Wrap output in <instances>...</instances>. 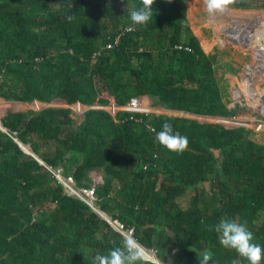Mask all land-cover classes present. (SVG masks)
I'll list each match as a JSON object with an SVG mask.
<instances>
[{"label":"trees","instance_id":"obj_1","mask_svg":"<svg viewBox=\"0 0 264 264\" xmlns=\"http://www.w3.org/2000/svg\"><path fill=\"white\" fill-rule=\"evenodd\" d=\"M187 3L156 0L150 21L136 25L130 12L142 0H0V100L108 107L114 98L123 107L149 96L168 110L235 117L244 108L224 101ZM71 114L53 106L2 118L0 264H95L124 237L99 212L132 228L164 264H198L205 251L209 264H249L220 244L214 226L225 217L246 222L264 248V132L101 109L74 128ZM164 122L187 137L182 153L157 141ZM42 162L64 166L84 186L101 170L96 209L65 194Z\"/></svg>","mask_w":264,"mask_h":264},{"label":"rangeland","instance_id":"obj_2","mask_svg":"<svg viewBox=\"0 0 264 264\" xmlns=\"http://www.w3.org/2000/svg\"><path fill=\"white\" fill-rule=\"evenodd\" d=\"M232 1L239 3L246 1L247 3L254 4V6L238 9L231 5ZM259 1L261 0H230L228 4L223 5V11L218 10L210 14L207 11L205 0H188L186 16L192 31L200 40L204 50L220 60L219 65L221 64V68L219 73L220 76L224 75L220 78L224 101L227 104L240 105L244 108L241 111L242 113L239 112L235 117L225 120L191 115L195 119L200 120V122L211 121L229 129L244 127L256 133L264 132V67L254 77H246V73L244 72L245 66L250 61H255L257 65L259 62L256 58L262 61L264 59V56H262L264 55V19L260 18V14L264 13V8L257 7V4L260 3ZM222 21L225 22V25H223L221 31L217 32L214 28L215 24ZM249 27L256 29L254 34L247 35ZM254 88H256L255 93ZM56 100L52 104L61 106L62 103L56 102ZM257 102L260 103L257 104ZM155 103L156 100L152 98H138V100L123 107L122 110L164 116L176 114L157 109ZM96 107L72 106L74 128L78 127L84 120L83 113L87 110L92 108L101 109L100 107ZM42 108L43 105L37 103L24 104L0 100V124L5 113L9 110L17 109L29 112L34 109L39 112ZM104 109L112 115L120 111L116 106H108ZM24 149L27 154H31L29 148L24 146ZM192 194L193 192H188L180 199V204L183 207L188 205ZM161 264H164V262L161 261Z\"/></svg>","mask_w":264,"mask_h":264},{"label":"clouds","instance_id":"obj_3","mask_svg":"<svg viewBox=\"0 0 264 264\" xmlns=\"http://www.w3.org/2000/svg\"><path fill=\"white\" fill-rule=\"evenodd\" d=\"M156 0H142V7L130 12L133 24L144 25L153 16V5ZM171 2V0H169ZM230 0H205L208 13L223 11V5ZM71 19V17H69ZM155 131V129L153 130ZM157 141L167 149L182 153L188 146V139L179 132H174L169 122L162 124L161 130L156 132ZM219 234V242L225 248L235 250L249 264H261L264 259V248L254 243L253 233L248 229L246 222L237 223L229 218H222L214 226ZM198 264H209L211 253L205 251L202 258L197 254ZM95 264H161L155 251L146 249L132 234L123 237L122 246L111 249L107 254H97ZM233 264H237L233 261Z\"/></svg>","mask_w":264,"mask_h":264},{"label":"crops","instance_id":"obj_4","mask_svg":"<svg viewBox=\"0 0 264 264\" xmlns=\"http://www.w3.org/2000/svg\"><path fill=\"white\" fill-rule=\"evenodd\" d=\"M260 8H264V7H260ZM238 9H242V8H238ZM264 13L263 14H260V18L262 17V19H264ZM255 17V16H254ZM239 19V18H238ZM240 22H242L241 20H239ZM223 25H225V22L224 21H222L221 23H218V24H215V30L217 31V32H219V31H221L223 28ZM249 30H247V35H250L251 33L252 34H254V32L256 31V29L254 28V27H249L248 28ZM196 36V35H195ZM197 37V36H196ZM220 37V36H219ZM198 38V37H197ZM249 40H251L250 38H248ZM199 40V39H198ZM199 42H200V40H199ZM200 44H201V42H200ZM201 46H202V44H201ZM113 46H111V48H112ZM111 48H109V49H111ZM203 48V47H202ZM203 50H204V48H203ZM204 52H205V54L207 55V56H209V57H211L213 60H214V68H215V72H216V77H217V79L219 80V82L221 83V77L222 76H224V75H222V76H220V73H219V71H220V65H219V58H216L214 55H212V54H209L208 52H206L205 50H204ZM247 60V59H246ZM256 60L259 62V64H257L256 65V62L255 61H253V62H249L246 66H245V70H244V72L246 73V77H248V76H253L254 77V75H256L257 74V72H259V70H261V68H263L264 67V59H263V61L262 60H260V59H258V58H256ZM261 61V62H260ZM220 87H221V85H220ZM253 88V87H252ZM255 89L256 88H254V93H255ZM221 90H222V88H221ZM223 93V92H222ZM140 98H144V99H151V97H149V96H144V97H140ZM59 100H56V102L57 101H59V102H61L62 104H61V106H56V105H53L52 103H50V104H41L39 101H37L36 103L37 104H40V105H43V108L41 109V110H43L44 108H46V107H55V108H62V109H71V111H72V114H71V117L73 118L74 117V113H73V110H72V106H70V105H68L67 104V102H65L64 100H62L61 98H58ZM153 99V98H152ZM54 100V101H55ZM133 100H138V98L137 99H133ZM53 101V102H54ZM63 101V102H62ZM132 101V100H131ZM24 104H28V103H24ZM129 104V103H128ZM127 104V105H128ZM74 106H80V107H85V106H83V105H81V104H77V105H74ZM95 106H97V107H100L101 108V110H105L104 108L105 107H101V106H98V105H95ZM110 106H116V108H119L120 109V111L119 112H121V111H125V110H122L123 109V107H125V106H123V107H119L115 102H114V98H112L111 99V102H110V105H109V107ZM96 107V108H97ZM92 109H94V108H92ZM157 109H160V110H162V111H164V112H174V113H176V114H173V116L172 117H186V118H192V119H195L194 117H192V116H197V115H192V114H189V113H185V112H179V111H174V110H168V109H164V108H161V107H158L157 106ZM40 110V111H41ZM21 111V110H20ZM39 111V112H40ZM107 111V110H106ZM107 112H109V111H107ZM127 112H129V111H127ZM86 113V112H85ZM85 113H83L84 115V117H85ZM110 113V112H109ZM118 113V112H117ZM116 113V114H117ZM111 114V113H110ZM115 114V115H116ZM112 115V114H111ZM115 115H113V116H115ZM192 115V116H191ZM205 117V116H204ZM210 118H213V117H210ZM215 119H220V120H225V119H227V118H220V117H214ZM196 120H198V119H196ZM199 122H200V120H198ZM82 123V122H81ZM80 123V124H81ZM200 123H215V122H211V121H204V122H200ZM79 124V125H80ZM216 124H219V123H216ZM220 125V124H219ZM225 128H227V127H225ZM227 129H229V128H227ZM232 129H234V128H232ZM32 155H34V154H32ZM35 156V155H34ZM36 157V156H35ZM42 164H46V163H44V162H42ZM47 165V164H46ZM54 169H62L63 170V173H64V175H72L71 173H68V172H66L65 171V168H64V166H58V167H56V168H54ZM73 176V175H72ZM74 177V176H73ZM75 178V177H74ZM87 180H90L93 184L92 185H101L102 184V182H103V172L101 171V170H92V171H90L89 173H88V175H87V178H86ZM76 180V179H75ZM77 181V180H76ZM78 184V183H77ZM79 185V184H78ZM86 185V184H85ZM81 186H84V185H81Z\"/></svg>","mask_w":264,"mask_h":264},{"label":"built area","instance_id":"obj_5","mask_svg":"<svg viewBox=\"0 0 264 264\" xmlns=\"http://www.w3.org/2000/svg\"><path fill=\"white\" fill-rule=\"evenodd\" d=\"M108 48H111V46H108ZM135 100L130 101L134 102ZM47 169H49L53 175L59 180V182L64 186V193L76 197L83 202H85L90 207L95 208L94 201H95V185L91 186H81L77 184V181L72 175H64L62 169H54L50 166H47L46 164H43ZM100 215H102L105 219L108 220L110 225L117 231L121 233L132 234L133 235V229H128L124 226V224L119 221L116 218H112L105 213L99 212Z\"/></svg>","mask_w":264,"mask_h":264},{"label":"water","instance_id":"obj_6","mask_svg":"<svg viewBox=\"0 0 264 264\" xmlns=\"http://www.w3.org/2000/svg\"><path fill=\"white\" fill-rule=\"evenodd\" d=\"M0 129H1V130H4V131L6 132V130L4 129V126H3L2 122H1V124H0ZM83 184H86V185H88V186H91L93 183H92L90 180L83 179ZM99 187H100V186H99Z\"/></svg>","mask_w":264,"mask_h":264},{"label":"bare ground","instance_id":"obj_7","mask_svg":"<svg viewBox=\"0 0 264 264\" xmlns=\"http://www.w3.org/2000/svg\"><path fill=\"white\" fill-rule=\"evenodd\" d=\"M32 154V153H31Z\"/></svg>","mask_w":264,"mask_h":264}]
</instances>
